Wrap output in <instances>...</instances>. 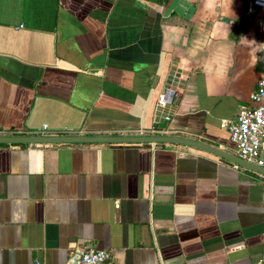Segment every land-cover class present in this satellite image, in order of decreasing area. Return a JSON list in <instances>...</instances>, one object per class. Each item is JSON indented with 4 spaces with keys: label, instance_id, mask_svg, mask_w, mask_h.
<instances>
[{
    "label": "crops",
    "instance_id": "1",
    "mask_svg": "<svg viewBox=\"0 0 264 264\" xmlns=\"http://www.w3.org/2000/svg\"><path fill=\"white\" fill-rule=\"evenodd\" d=\"M263 70L251 0H0V137L46 125L235 155L222 123ZM82 246L107 264H254L264 180L185 145L0 144V264H72Z\"/></svg>",
    "mask_w": 264,
    "mask_h": 264
},
{
    "label": "built area",
    "instance_id": "2",
    "mask_svg": "<svg viewBox=\"0 0 264 264\" xmlns=\"http://www.w3.org/2000/svg\"><path fill=\"white\" fill-rule=\"evenodd\" d=\"M251 5L254 8L264 10V0H251ZM173 96L174 94L170 89H165L157 98L156 112L162 113L166 110L172 103ZM163 120L165 123L169 122L170 117L165 115ZM222 127L227 131L238 158L256 167L264 168V162L260 156L261 147L264 143V70L257 80L255 90L250 95L249 106L242 107L235 121L224 122ZM161 132L166 134L165 130ZM63 133L51 131L46 125L30 132L31 136H60L58 134ZM260 176L264 180V175L260 174ZM75 254L76 260L72 264H107L109 260L108 253L97 251L89 246L78 248ZM254 264H264V260L259 259Z\"/></svg>",
    "mask_w": 264,
    "mask_h": 264
},
{
    "label": "water",
    "instance_id": "3",
    "mask_svg": "<svg viewBox=\"0 0 264 264\" xmlns=\"http://www.w3.org/2000/svg\"><path fill=\"white\" fill-rule=\"evenodd\" d=\"M219 21L231 23V21L220 18ZM177 144L197 148L218 157L231 161L243 168L264 175V168L245 162L235 155H231L207 144L180 138L176 136H118V137H87V136H21V137H0V144L21 145V144Z\"/></svg>",
    "mask_w": 264,
    "mask_h": 264
}]
</instances>
